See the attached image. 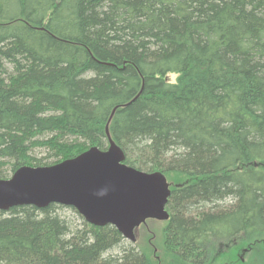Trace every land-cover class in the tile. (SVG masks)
Listing matches in <instances>:
<instances>
[{
  "label": "trees",
  "instance_id": "1",
  "mask_svg": "<svg viewBox=\"0 0 264 264\" xmlns=\"http://www.w3.org/2000/svg\"><path fill=\"white\" fill-rule=\"evenodd\" d=\"M106 126L172 184L157 245L21 205L0 264H264V0H0V179L105 149Z\"/></svg>",
  "mask_w": 264,
  "mask_h": 264
},
{
  "label": "water",
  "instance_id": "2",
  "mask_svg": "<svg viewBox=\"0 0 264 264\" xmlns=\"http://www.w3.org/2000/svg\"><path fill=\"white\" fill-rule=\"evenodd\" d=\"M106 135L105 149L91 146L75 157L52 165H23L1 178L0 210L21 205L44 208L50 203L69 206L85 222L112 225L131 241L145 220H167L170 189L164 174L126 164L107 126Z\"/></svg>",
  "mask_w": 264,
  "mask_h": 264
},
{
  "label": "rangeland",
  "instance_id": "3",
  "mask_svg": "<svg viewBox=\"0 0 264 264\" xmlns=\"http://www.w3.org/2000/svg\"><path fill=\"white\" fill-rule=\"evenodd\" d=\"M175 76L172 74L170 75V79L174 80ZM47 151L42 149V148H35L32 152V154L36 157V158H41V157H45L47 156V160L49 162L56 160L57 158L53 155H47ZM60 213H62L66 218H68L69 221H71L73 223V225L79 226L81 227L83 224L85 223L84 219L82 218L81 215H79L77 212V214L72 210V209H68V208H63L62 210H60ZM162 222L160 221H155V220H149L147 221V226H149V230L150 232L146 231V228H144V226H139L136 230H135V242H131L128 239H124V241L122 242L123 246H127L129 247L130 245H136V242H139V244H143V242L145 243V237H147V235L149 234L150 236L152 235V242L154 243V245L156 244V238H160V230L162 227ZM161 244L159 243V247L162 248V246H160ZM158 247V246H157ZM157 247H153V252L152 257L156 258V256H159L161 258V254L158 253L159 249ZM228 249H230L229 246H226ZM155 248V249H154ZM147 249L149 251H152V247L150 245H147ZM243 251H246L245 248ZM114 252V251H113ZM245 252H242L241 257H243L244 259L246 258L247 255H244ZM163 256V264H164V255ZM213 264H218V262H215Z\"/></svg>",
  "mask_w": 264,
  "mask_h": 264
},
{
  "label": "bare ground",
  "instance_id": "4",
  "mask_svg": "<svg viewBox=\"0 0 264 264\" xmlns=\"http://www.w3.org/2000/svg\"><path fill=\"white\" fill-rule=\"evenodd\" d=\"M138 169V168H137Z\"/></svg>",
  "mask_w": 264,
  "mask_h": 264
}]
</instances>
